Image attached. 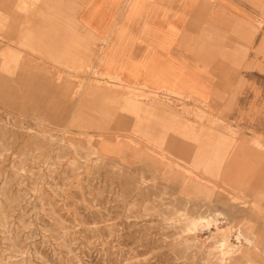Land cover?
I'll use <instances>...</instances> for the list:
<instances>
[{
    "label": "rangeland",
    "instance_id": "1",
    "mask_svg": "<svg viewBox=\"0 0 264 264\" xmlns=\"http://www.w3.org/2000/svg\"><path fill=\"white\" fill-rule=\"evenodd\" d=\"M26 1L30 8L20 11L27 15L39 0ZM29 22L15 40H0V264H264V145L212 119L187 95L101 74L97 55H80L74 24L62 25L59 38L50 39L34 36ZM2 30L6 25L0 24ZM32 37L41 43L34 46ZM56 41L65 50L48 48ZM85 84L115 96V115L100 130L77 125L76 94ZM150 100L173 108L174 121L195 117L200 135L194 141L183 125L162 127V113L138 120L135 109ZM109 102V96L103 99L104 106ZM121 117L132 122L120 125ZM135 123L158 126L154 133L162 145ZM230 129L236 132L232 149L239 143L248 150L245 159L252 156L251 163H240L249 167L239 170L248 174L241 182L256 184H221L225 162L215 175L211 153H203L206 167H196L167 149L175 138L170 135L192 144L204 133ZM98 133L134 141L153 160L106 157L96 147ZM193 181L202 182L197 191ZM238 231L252 243L237 238Z\"/></svg>",
    "mask_w": 264,
    "mask_h": 264
},
{
    "label": "crops",
    "instance_id": "2",
    "mask_svg": "<svg viewBox=\"0 0 264 264\" xmlns=\"http://www.w3.org/2000/svg\"><path fill=\"white\" fill-rule=\"evenodd\" d=\"M25 6L30 8L29 1L0 0V24L7 28L6 33L0 32L7 36L1 41L15 40L26 18L34 36L38 32L46 38L58 39L62 25L74 24L81 33L80 55L86 59L97 55L101 74L128 85L187 95L200 103L199 110L205 106L212 119L235 129L256 146L264 145V0H39L27 15L20 11ZM30 40L34 46L41 43L40 37ZM59 41L47 43L48 48L65 50ZM81 89L76 94L81 118L77 125L100 130L115 115V96L94 84ZM65 91L60 93L67 95ZM107 96L110 107L103 103ZM161 103L142 102L135 109L138 120L162 113L158 119L162 127L179 129L183 125L188 131L192 121L193 130L186 134H192L195 141L201 133L195 117L188 123L174 121L175 110ZM187 105H193L196 113V104ZM82 113L87 116L81 117ZM119 122L124 125L132 120L121 117ZM140 128L152 132L153 144L162 145L164 139L154 133L158 126ZM233 134L236 132L231 129L226 134L204 133L201 141L192 144L170 135L175 138L169 140L167 149L176 152L178 160L195 161L196 167H206L203 161L207 155L203 153H211L215 175L225 162L222 175L226 181L221 184H256L241 182L248 174L243 176L239 170L249 167L240 163H251L252 156L246 160L248 150L239 143L232 149ZM97 141V149L116 161L153 160L125 137L98 133ZM201 184L193 181L190 185L197 191Z\"/></svg>",
    "mask_w": 264,
    "mask_h": 264
},
{
    "label": "bare ground",
    "instance_id": "3",
    "mask_svg": "<svg viewBox=\"0 0 264 264\" xmlns=\"http://www.w3.org/2000/svg\"><path fill=\"white\" fill-rule=\"evenodd\" d=\"M82 109H83V108H82ZM206 222H207V221H206ZM239 235H242L240 231H238L236 237L238 238ZM242 237H243L244 240L247 241L248 243H252V240H251L249 237H247V236H243V235H242ZM223 242H224V241H223ZM221 244H222V243H221ZM222 245H223V244H222Z\"/></svg>",
    "mask_w": 264,
    "mask_h": 264
}]
</instances>
